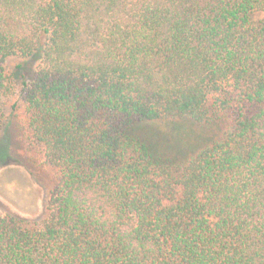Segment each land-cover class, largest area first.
I'll list each match as a JSON object with an SVG mask.
<instances>
[{
    "label": "trees",
    "instance_id": "obj_1",
    "mask_svg": "<svg viewBox=\"0 0 264 264\" xmlns=\"http://www.w3.org/2000/svg\"><path fill=\"white\" fill-rule=\"evenodd\" d=\"M12 92L56 182L0 216V264H264V0H0ZM218 112L191 155L151 143Z\"/></svg>",
    "mask_w": 264,
    "mask_h": 264
},
{
    "label": "rangeland",
    "instance_id": "obj_2",
    "mask_svg": "<svg viewBox=\"0 0 264 264\" xmlns=\"http://www.w3.org/2000/svg\"><path fill=\"white\" fill-rule=\"evenodd\" d=\"M7 64V73H10L19 62L12 58ZM29 65L32 67L33 63ZM16 103L19 104L14 92L0 97V114H3L0 139L5 133L9 139L7 155L4 153L0 160V216L12 213L34 220L46 211L49 193L56 182L55 172L44 163L41 148L30 145L20 133L13 110ZM229 124L227 114L218 112L209 125L190 122L158 124L154 126L156 130L149 133L158 135L151 143L167 148L171 155L178 152V147L191 155L199 147L219 140ZM5 146H0L2 153Z\"/></svg>",
    "mask_w": 264,
    "mask_h": 264
}]
</instances>
